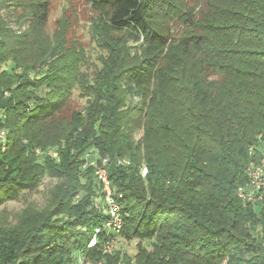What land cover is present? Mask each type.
I'll use <instances>...</instances> for the list:
<instances>
[{"label":"trees","instance_id":"1","mask_svg":"<svg viewBox=\"0 0 264 264\" xmlns=\"http://www.w3.org/2000/svg\"><path fill=\"white\" fill-rule=\"evenodd\" d=\"M86 1L103 53L91 78L63 23L46 31V0H0V202L44 175L61 182L54 205L0 227V264H74L78 251L105 264H264V214L236 195L264 133V0ZM76 88L85 106L65 114ZM51 148L57 159L37 162ZM85 154L106 159L133 256L87 249L105 217Z\"/></svg>","mask_w":264,"mask_h":264},{"label":"rangeland","instance_id":"2","mask_svg":"<svg viewBox=\"0 0 264 264\" xmlns=\"http://www.w3.org/2000/svg\"><path fill=\"white\" fill-rule=\"evenodd\" d=\"M46 1L48 2V19L46 22V31L48 33H52L56 28V23L58 20L63 23V27L67 32L66 41L71 44L76 43L82 47L85 54V61L83 63L82 69L85 70V72L91 78L93 73L99 68V56L100 54H103L96 47L91 35L90 24L92 23V19L97 17V14L90 8L86 0ZM7 2L12 3L11 1ZM12 9L13 7H9L2 9L1 12L5 15L8 14ZM8 20H10L9 17ZM8 24L10 27L15 28L11 20L8 21ZM113 34L121 35V32ZM7 69L9 70V68ZM81 93L82 92L78 88L73 91L69 103L64 111L65 114L70 113L71 111H79L85 106L86 98L82 96ZM140 133L141 131H138L137 136ZM54 151V148L47 149L45 151H40L37 149L36 154L40 156V160H37V162H41V159H43L45 156H49L51 159H53L54 157L48 155V152ZM55 159H57V157H55ZM91 159L95 161L94 155L91 156ZM87 169L92 170V168ZM82 178L83 177H81V182H85ZM60 183L61 182L58 179L44 175L34 189L20 192L15 200L0 202V227L6 228L16 224L19 215L26 209L37 210L40 212L43 209L54 205V199L55 196H57L56 192H59L60 190ZM94 190L96 191V194H98L97 190ZM82 193L83 191L80 190L72 199L71 204L77 203ZM98 199L99 198L97 197L93 199V206L95 202H98ZM56 218L65 219V216L61 214L57 215ZM135 243L136 241L134 240H124L122 238H118L117 245L114 247L121 252H125L128 255L133 256L135 253ZM150 244L151 243L148 241H145L144 243L146 248H150ZM72 257L74 261L77 257V252H74Z\"/></svg>","mask_w":264,"mask_h":264},{"label":"built area","instance_id":"3","mask_svg":"<svg viewBox=\"0 0 264 264\" xmlns=\"http://www.w3.org/2000/svg\"><path fill=\"white\" fill-rule=\"evenodd\" d=\"M7 139V132L0 128V148L4 150V143ZM257 149V153H255ZM252 160H250L246 168L247 181L239 185L236 189V195L243 207H252L258 213L264 214V133L257 136L256 145L249 148ZM48 155L57 157L56 152H48ZM82 170L92 168L93 179L95 184L99 187L100 195L98 202H95L94 207L104 217L101 226L96 228L87 243L88 250L102 251L106 255H113L117 249L120 232L123 228V217L121 213V206L115 198V192L108 178L107 170L105 168L106 159L98 165L91 159L90 154H85ZM118 164H128L126 160L117 161ZM141 176L146 174L145 166L141 167ZM125 240V239H124ZM74 264H105L103 260L92 261L85 257L82 251L77 252V257Z\"/></svg>","mask_w":264,"mask_h":264}]
</instances>
